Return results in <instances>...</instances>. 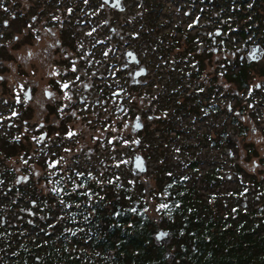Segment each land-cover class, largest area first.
Returning <instances> with one entry per match:
<instances>
[{"label": "rangeland", "instance_id": "obj_1", "mask_svg": "<svg viewBox=\"0 0 264 264\" xmlns=\"http://www.w3.org/2000/svg\"><path fill=\"white\" fill-rule=\"evenodd\" d=\"M240 1L221 0L220 7L210 8V13L198 23L190 18L183 23L184 36L175 34L176 21L162 25L164 22L149 14L148 5L153 0L129 3L123 13L108 20L103 12V18L92 24L86 16L83 22L82 17L69 22L66 11L70 7H62V13L49 18L51 7L42 15L48 21L43 28L50 26V30L42 29L39 37L26 41L24 31L16 28L19 21H12L5 30L6 38L0 37V171L28 177V184L22 180V190L34 188L39 192L38 197L27 195L24 206L33 207L29 203L37 199L46 216L40 242L44 240L46 244L59 228H69L59 221L62 207L67 206L55 195L57 182L63 178L78 183L80 176L91 175L92 185L103 187L100 196L111 190L116 195L124 187L131 194L141 193L155 225L153 237L156 239L157 232L160 244L166 247L169 238L159 234L161 230L169 233L157 212L159 179L166 182L165 177L174 175L185 179L186 185L193 186L203 198L216 192L220 206L221 202L230 203L229 214L232 207L242 209L240 213H253L264 204L263 194L254 186V180L264 185V91L243 90L239 98L234 95L237 85L224 78L227 71L239 67L237 50L243 49V44L257 42L264 48V31L256 22L245 27V36L237 33L245 22L237 19L238 15L247 13L250 20L254 0H246L245 4ZM195 9L194 17L199 18L201 7ZM216 12L219 18L212 21ZM102 19L106 26L114 28V35L104 28ZM30 28L34 29V25ZM217 30L222 36L214 42L212 37ZM8 32L16 34L12 36L17 42L12 43ZM188 39L191 51L184 52ZM127 50L137 55L138 64L126 65ZM209 50L212 52L207 57L205 51ZM193 53L200 55L196 58ZM263 66V58L252 66V86L263 84L264 77L258 73ZM143 67L145 71L138 75L141 86L136 89L131 85L132 77ZM26 83L31 99H20L22 103L16 104L14 88ZM45 90L51 92L50 98H45ZM186 96L190 97L188 101L183 98ZM198 102H211L221 109L214 113L202 109L197 115L187 110ZM242 102L247 106L253 103L252 121L245 118L242 123L246 127L244 134L239 125L229 121L230 113H242ZM227 105L231 112L223 109ZM140 112L147 127L137 135L131 126ZM45 128L51 132L46 131L45 140L38 144ZM222 130L230 141L220 148L212 147L210 140H216ZM69 132L71 136L67 135ZM15 138L20 143L12 144ZM138 139L140 145L135 149ZM232 139L237 140L236 144ZM8 151L14 153L7 156ZM124 153L141 154L146 159V172L130 173L126 166L123 171L121 163L129 159ZM192 163L196 164L195 171ZM214 169L221 173L216 185L206 181L207 173ZM51 179L54 192L49 189ZM115 185L118 188L114 189ZM232 190H237L236 198L230 194ZM233 215L238 219V213ZM22 233L23 242L38 236L30 229H22ZM167 252L170 260L168 248Z\"/></svg>", "mask_w": 264, "mask_h": 264}, {"label": "trees", "instance_id": "obj_2", "mask_svg": "<svg viewBox=\"0 0 264 264\" xmlns=\"http://www.w3.org/2000/svg\"><path fill=\"white\" fill-rule=\"evenodd\" d=\"M245 1L241 0L240 4ZM252 6L250 20H247V13L237 17L245 20L237 32L241 36H245L248 24L256 22L262 26L261 0H254ZM205 53L207 57L211 55V52ZM199 55L194 54V57ZM255 64L240 61L239 67L227 71L224 78L236 84L237 90L246 88ZM258 73L264 75V66ZM204 108L213 110V106L207 104ZM230 119L244 134L246 127L242 122L236 116ZM229 141L222 130L210 144L220 148ZM12 153L8 151L7 156ZM191 166L192 170L197 169L195 163ZM207 174L209 184L219 183L221 173L218 170ZM165 179L168 181L160 182L159 179L156 203L161 221L166 222L169 231L168 247L156 243L153 237L155 225L148 216L141 193L131 194L130 189L124 187L119 188L116 195L111 190L101 197L100 189L98 195L95 189L88 192L87 187L94 186L89 177H83L80 184L86 185L84 190L77 189L72 199L66 198L67 210L72 214H68L69 219L64 222L74 227L69 231L66 227L59 228L51 241L40 242L43 264H264V204L253 213H240L242 209L232 207L235 212L230 209L229 214L227 206L230 203L221 202L220 206L216 192L211 191L203 198L193 186L186 185L185 179L175 175ZM254 186L264 197V185L254 180ZM230 194L236 198L238 192L232 190ZM235 213L239 214L238 219H234ZM167 248L171 251L170 260L166 258Z\"/></svg>", "mask_w": 264, "mask_h": 264}, {"label": "flooded vegetation", "instance_id": "obj_3", "mask_svg": "<svg viewBox=\"0 0 264 264\" xmlns=\"http://www.w3.org/2000/svg\"><path fill=\"white\" fill-rule=\"evenodd\" d=\"M0 5V37H5V30H8L11 27L12 21H19V24L16 28L20 27L24 33L25 40L29 38L39 37V32L44 29L46 31L50 30V26H43L48 22L42 15H46L47 11L53 7V13L49 15V18H53L56 13H62L63 8H68L66 12L68 13V21L72 19L79 20L82 17V22L84 21L85 16L90 24L93 23V20H101L103 12H106V19L108 17H114L117 14H121L125 11L126 5L129 3H134L141 0H1ZM150 0L148 5L149 14L154 17L159 22L167 24L172 20L176 21L178 25L175 27L174 32L176 35L184 36V26L183 23L187 22L190 18L193 17L195 22H198V18L194 17L195 7H201V15H206L210 13V8L220 7L221 0ZM121 6L122 9H117L115 7ZM171 5V6H170ZM217 6V7H216ZM170 7L171 10H167ZM172 7H175L173 9ZM76 8V9H72ZM169 9V8H168ZM96 12V14H95ZM168 15L169 17H167ZM216 16H213L212 21L216 18H219L218 13H215ZM261 15L263 21V31H264V0L261 2ZM59 15H57L58 17ZM97 17V18H96ZM216 17V18H215ZM66 21V22H68ZM6 22V23H5ZM103 26L105 29H108L111 34L114 35L115 31L112 26H106L105 20L102 19ZM218 22V20H216ZM124 24V22H123ZM34 25V29L30 26ZM103 28V29H104ZM156 29V26L154 27ZM19 30V29H18ZM8 32L7 36L12 37L13 44L17 42V38L14 36L15 33L10 34ZM14 34V36H12ZM110 34V33H109ZM264 35V32H263ZM9 37V38H10ZM24 38V37H22ZM11 42V41H10ZM57 44L58 41L56 42ZM264 45V41H263ZM54 46V45H53ZM61 49V52H63ZM239 59H243L242 54H239ZM264 77V75H263ZM133 85L136 89L141 86V80L135 81ZM257 85H260L257 87ZM254 91L260 92L264 91V82L263 84H255L252 86L251 80L248 81V87L242 88L241 91ZM139 90L136 93L139 94ZM240 96V93L237 95ZM185 98V97H183ZM186 102V101H185ZM243 107L242 113L240 111V116L238 119L244 123L245 118H248L249 121H252L250 116V111H252L251 103L247 106L242 102ZM185 107V106H184ZM199 113V104L194 107ZM203 109V108H202ZM201 109V110H202ZM142 113H139V116L142 119ZM264 116V111H263ZM244 120V121H243ZM143 122V127L137 131V135L141 134L146 130L145 122ZM11 124V122H9ZM132 127V126H131ZM253 131L255 128L253 127ZM237 140L233 139V144H236ZM140 142L138 141L137 147H139ZM17 179H21V175L14 177L12 174H5L0 171V264H11L14 262L17 264H43V256L40 251V236L44 235L43 221L45 220L43 213L39 209V201H31L29 205L33 207H25L27 205V195L29 198L33 196L38 197L39 192L29 189L28 191L22 190V182H17ZM28 179V177H27ZM26 183H29V180H25ZM52 183L50 188L54 192L55 183L51 179ZM58 186L56 187L55 195L58 196V201L61 204H66V198L72 199L77 194V189H83L85 185L80 183L73 182L70 178H63L58 180ZM42 186H46L45 181L42 182ZM29 187V186H28ZM102 188V187H101ZM89 192H91L89 190ZM98 193V191H96ZM34 199V198H33ZM31 199V200H33ZM24 204H26L24 206ZM42 204V203H41ZM72 204V203H71ZM72 206V205H71ZM62 214L59 217V221H65L69 219V215L72 214L71 211L67 210V207H62ZM69 214V215H68ZM71 220V219H70ZM72 221V220H71ZM22 229L32 230L37 232V238L32 239H21ZM70 229V228H68ZM22 235H25L22 233ZM21 239V240H19ZM19 240V242H18ZM16 244V246H14ZM14 250V251H13Z\"/></svg>", "mask_w": 264, "mask_h": 264}, {"label": "water", "instance_id": "obj_4", "mask_svg": "<svg viewBox=\"0 0 264 264\" xmlns=\"http://www.w3.org/2000/svg\"><path fill=\"white\" fill-rule=\"evenodd\" d=\"M117 9H122V7L119 5L117 7H115ZM263 48L260 46V45H251L249 46L248 48V51L247 53L245 54V59L247 62H254V61H258L259 59L262 58L263 56ZM125 60H126V65H128L129 63H137V59H136V56L135 54L132 52V51H127L125 53ZM145 70L143 71H137L136 74H134L135 78L143 73ZM27 98L30 97V93L29 91H27ZM229 109V108H228ZM235 114L237 115L238 112H235ZM142 128V122H141V119L139 117H137L135 120H134V123H133V128H132V132L133 133H136L137 130L141 129ZM44 136V134L42 135V137ZM134 169H135V173L139 174V173H144L145 170H146V166H145V160L144 158L138 154L136 155L135 159H134ZM21 180L25 181L27 180V177H23L21 178ZM159 234L163 235L165 238H169V234L168 232L166 231H159ZM159 237H157V234H156V239L158 242H160L158 240Z\"/></svg>", "mask_w": 264, "mask_h": 264}, {"label": "snow or ice", "instance_id": "obj_5", "mask_svg": "<svg viewBox=\"0 0 264 264\" xmlns=\"http://www.w3.org/2000/svg\"><path fill=\"white\" fill-rule=\"evenodd\" d=\"M0 7H2V5H0ZM5 23H6V22H5ZM259 86H260V85H257V87H259ZM61 87H67V85H66V84H62ZM67 135L71 136L72 133L69 132V133H67ZM159 207H166V205H160ZM133 211H135V209H133Z\"/></svg>", "mask_w": 264, "mask_h": 264}, {"label": "built area", "instance_id": "obj_6", "mask_svg": "<svg viewBox=\"0 0 264 264\" xmlns=\"http://www.w3.org/2000/svg\"><path fill=\"white\" fill-rule=\"evenodd\" d=\"M131 162H132V161H129V162H128V166H131Z\"/></svg>", "mask_w": 264, "mask_h": 264}]
</instances>
